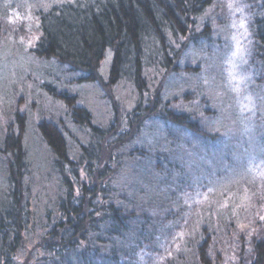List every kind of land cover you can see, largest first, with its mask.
I'll list each match as a JSON object with an SVG mask.
<instances>
[{"label": "trees", "instance_id": "1", "mask_svg": "<svg viewBox=\"0 0 264 264\" xmlns=\"http://www.w3.org/2000/svg\"><path fill=\"white\" fill-rule=\"evenodd\" d=\"M53 1L35 10L40 36L33 62L56 60L68 74H80L77 83L117 87L124 82L137 102L125 124L114 105L113 118L101 126L78 104V96L59 93L70 119L37 124L43 160L24 145V119L8 127L0 149V264H196L194 257L187 260L176 251L183 226L169 230L171 218L161 215L193 185L196 167L184 169L169 160L168 151L146 143L130 149L129 157L116 149L138 138L143 120L154 114L173 126L166 129L168 142L181 135L202 146L216 140L196 114L159 108L168 77L195 74L197 68L181 67L179 58L205 38L206 30L197 32L196 25L214 0ZM245 2L253 37L249 67L264 82V0ZM108 51L112 60L104 82L99 68ZM70 124L84 132L83 138ZM50 171L56 173L54 181ZM164 238L169 244L157 248ZM210 244L207 238L196 245L198 264H224L228 256L235 264H264V237L250 244L241 237L236 243L227 240L225 251Z\"/></svg>", "mask_w": 264, "mask_h": 264}, {"label": "rangeland", "instance_id": "2", "mask_svg": "<svg viewBox=\"0 0 264 264\" xmlns=\"http://www.w3.org/2000/svg\"><path fill=\"white\" fill-rule=\"evenodd\" d=\"M49 1L0 0V149L8 127L24 119V145L33 158L42 160L46 150L36 132L37 124L53 117L65 122L70 119L69 108L59 93L78 96V104L88 108L94 123L101 126L110 122L115 108L125 124L137 102L136 92L124 82L117 87L77 83L80 74H68L56 60L33 62L31 52L40 36L35 10ZM196 30H206L205 38H200L196 48L186 49L179 64L197 70L193 75L168 77L159 108L196 114L207 131L218 135L213 137L216 140L202 146L195 138L181 135L179 140L168 142L166 129L173 126L165 125L154 114L143 120L145 128L138 138L116 151H124L129 157L130 149L146 143L168 151L169 160L184 169L196 167L193 185L186 183L183 196L178 193L180 196L170 205L171 212L161 215L171 218L167 221L169 230L183 226L177 233L182 243L181 247L176 244V251L187 260L194 257L198 264L195 247L207 238L212 240L211 249L225 251L227 240L236 243L241 237L250 244L264 237V82H258L249 67L253 37L251 12L245 0H214L198 18ZM111 60L108 51L99 68L104 82L108 81ZM156 80L151 82L153 87ZM69 127L83 138V131L72 124ZM38 164L39 160L35 161L34 165ZM3 174L0 167L1 183ZM49 174L54 181L56 173ZM165 241L157 242V248L169 244ZM224 264H235L232 256Z\"/></svg>", "mask_w": 264, "mask_h": 264}, {"label": "snow or ice", "instance_id": "3", "mask_svg": "<svg viewBox=\"0 0 264 264\" xmlns=\"http://www.w3.org/2000/svg\"><path fill=\"white\" fill-rule=\"evenodd\" d=\"M262 219H264V217H262Z\"/></svg>", "mask_w": 264, "mask_h": 264}]
</instances>
